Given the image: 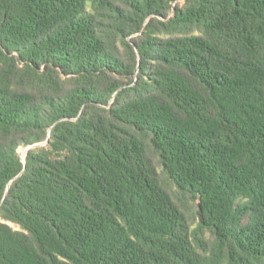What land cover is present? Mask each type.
<instances>
[{
    "label": "trees",
    "instance_id": "1",
    "mask_svg": "<svg viewBox=\"0 0 264 264\" xmlns=\"http://www.w3.org/2000/svg\"><path fill=\"white\" fill-rule=\"evenodd\" d=\"M0 264H264V0H0Z\"/></svg>",
    "mask_w": 264,
    "mask_h": 264
},
{
    "label": "rangeland",
    "instance_id": "2",
    "mask_svg": "<svg viewBox=\"0 0 264 264\" xmlns=\"http://www.w3.org/2000/svg\"><path fill=\"white\" fill-rule=\"evenodd\" d=\"M28 148H29V147H21L19 151H20L22 154H25V153L27 152Z\"/></svg>",
    "mask_w": 264,
    "mask_h": 264
},
{
    "label": "water",
    "instance_id": "3",
    "mask_svg": "<svg viewBox=\"0 0 264 264\" xmlns=\"http://www.w3.org/2000/svg\"><path fill=\"white\" fill-rule=\"evenodd\" d=\"M29 147H32V146H29ZM24 160H25V157H24Z\"/></svg>",
    "mask_w": 264,
    "mask_h": 264
}]
</instances>
